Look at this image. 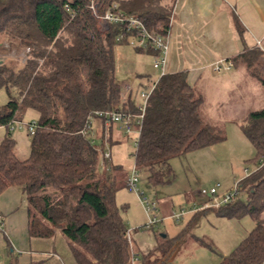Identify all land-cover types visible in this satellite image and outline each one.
I'll use <instances>...</instances> for the list:
<instances>
[{"label": "trees", "instance_id": "16d2710c", "mask_svg": "<svg viewBox=\"0 0 264 264\" xmlns=\"http://www.w3.org/2000/svg\"><path fill=\"white\" fill-rule=\"evenodd\" d=\"M174 2L96 0L94 15L88 0H0V36L27 51L20 68L0 65V88L8 95L7 103L0 106V127L6 129L0 141V196L9 187L20 188L27 207L28 237L49 239L60 231L76 264L133 262L123 208L115 201L127 180L120 182L119 166L98 174L100 151L92 133L95 129L104 143L113 144L109 125L98 114H138L139 110L129 95L121 101L115 77L114 47L127 42L116 41L118 25L104 26L99 17L116 5L138 18L147 31L167 35ZM67 4L72 17L65 10ZM234 24L241 36L237 19ZM146 52L157 54L152 49ZM262 56L264 51L252 48L228 61L264 88ZM202 105L203 98L189 84L186 71L159 77L146 101L133 155L135 169L146 173L149 184L169 181L172 158L225 141L220 127L203 121ZM27 110L37 112L38 119L30 155L19 160L9 127L20 122ZM244 122L240 129L254 148L253 161L264 159V108L249 111ZM239 185L241 191L246 189L245 200L239 198L213 213L226 219L248 215L254 226L219 264H262L264 169ZM185 232L171 239L158 237L157 247L141 255L140 264H170L173 245Z\"/></svg>", "mask_w": 264, "mask_h": 264}, {"label": "rangeland", "instance_id": "374dc122", "mask_svg": "<svg viewBox=\"0 0 264 264\" xmlns=\"http://www.w3.org/2000/svg\"><path fill=\"white\" fill-rule=\"evenodd\" d=\"M161 1L171 2V0ZM26 52L19 50L6 37L0 36V65L13 64L16 68H20L25 60ZM114 59L115 77L122 92L123 87L129 85L132 89L131 99L136 106H140L142 103L140 94L147 92L149 83L157 81L161 76L160 72L152 67L153 56L124 43L114 47ZM261 60H264V56ZM210 73L209 70L204 81L206 94L201 115L205 123L220 127L224 131L225 141L172 158L169 161L173 173L169 180L171 183L167 181L161 185H151L148 183L146 173L138 171L137 187L147 200H154L157 203V199L164 198L175 211L185 209L193 212L186 214L179 223L165 219L152 231L145 228L147 218L135 193L126 187L116 193V204L123 208L121 210L123 221L130 234L133 247L139 251L140 257L143 251L153 246L155 238L161 234L177 236L187 229V233L185 232L182 236V242L173 252L171 251L170 264H219L222 257L229 255L254 226V222L248 215L240 219L215 216L213 210L216 209L211 208L214 200L211 201L208 196L210 189L216 188V197H221L230 191L235 183L244 178L245 169L249 172L254 170V163L257 161H253L255 151L241 132L240 124L246 123L241 122V115H243L241 112L244 109L256 111L264 108V88L242 70L231 72L232 79L228 81V85L215 88L212 83L214 78L224 74L220 73L212 77ZM146 77L150 78V82L144 83ZM237 88L241 89L240 97L236 94ZM7 101L8 95L5 89L0 88V106L5 105ZM215 101H219V104ZM233 104L237 107L232 108ZM37 119V112L28 110L20 122L12 123L9 127L19 160H26L30 155L31 135L27 126L33 122L36 123ZM117 127L116 132L119 137L117 143L109 144L108 141L104 143L95 129L92 137L93 144L100 153L104 148L111 154V160L105 161V167L103 169L98 167V174L101 176L107 167L119 166L121 172L118 176L120 182H123L125 176H129L135 170L133 155L137 136L133 133L126 135L120 126ZM109 130L111 131V127ZM5 134L6 129L0 127V141ZM99 158L102 162L101 154ZM12 190H19V192ZM245 190H242L240 199L245 200ZM1 196L0 205L3 204L12 210L8 213L3 212V217L1 216L4 222L3 227L5 219L8 223L0 229V264H60L52 256L43 257L44 253L51 252H55L64 264H76L70 253L68 241L61 234L49 239L28 237L25 228L27 207L25 196L20 189H9ZM205 207L208 209L200 211ZM195 212L198 213L196 218L193 217ZM159 217L162 219L160 212ZM261 219L264 220V212L261 214ZM28 250L33 252L31 257L26 255V252H21ZM132 264H140L139 258L133 260Z\"/></svg>", "mask_w": 264, "mask_h": 264}, {"label": "crops", "instance_id": "0c3cea01", "mask_svg": "<svg viewBox=\"0 0 264 264\" xmlns=\"http://www.w3.org/2000/svg\"><path fill=\"white\" fill-rule=\"evenodd\" d=\"M235 19L238 20L243 29L241 36L237 34L234 24ZM167 37L169 50L167 54L165 73L170 74L180 71H186L189 84L198 93H200L204 100L206 94V85L204 81L206 80L205 77L208 76L207 74L209 73V70L211 71L210 75L212 74V77L215 75H220V73H216L213 71V64L220 60L231 59L244 50L259 48L264 51V0H175L170 17ZM237 70L245 71L243 68H232L229 71L221 72L224 75L218 78H214L212 82L215 85V88H220L221 85L226 86L225 84L228 85V81L232 79L231 72ZM245 73L247 74L246 71ZM147 81L150 82L149 77L145 78L144 83H148ZM125 87H129L132 93L131 87L129 85H125L123 87V92L121 90V101L126 97V93L124 92ZM236 91V94L238 96L242 94L241 89L237 88ZM131 93H129L130 97ZM217 103L219 104V101H217L216 104ZM247 104L249 105V103ZM236 107L237 106L235 104L232 105V108ZM249 111V109H244V111L241 112L243 113V115H241V122L245 121L246 115ZM110 125L112 126H108L109 128L111 127L109 137L110 141L114 144L117 143L119 138L116 131L118 129L117 126L120 125ZM241 125L242 123L240 124V126ZM110 167H108V169H110ZM127 177L128 176L126 175V180ZM169 182L171 183V181ZM9 189L20 188L9 187L5 191ZM188 190L192 189L188 188ZM12 191L19 192V190ZM192 192L197 193V191L194 190H192ZM156 201L158 203L159 212L162 216V221L160 223L162 224L165 219H171V213L176 211L173 209L172 205H169V202L166 199L160 198ZM207 209L208 208H204L200 211H204ZM11 210H9L3 204L0 205V216L3 217V212L8 213ZM187 211L193 212L192 210ZM6 223H8L7 219H5V226ZM25 228L27 233V215ZM57 234H61L60 231L56 230L54 236ZM173 236L161 234L159 237L171 239L173 238ZM128 238L133 257L136 259L140 258L139 251L133 247L134 245L132 244V241L130 239L129 232ZM177 240L179 241H177L173 245L172 252L177 247V245L182 242V237ZM158 241V237H156L153 242V246L143 251L142 255H145L148 252L154 250L157 247ZM12 244H14V242ZM21 252H26V255H28L29 257L33 255V252H31L30 250ZM172 252L169 255V260L172 256ZM43 255V257L52 256L53 258L58 260L60 264H64L62 259L55 252L44 253ZM6 259H8L7 255Z\"/></svg>", "mask_w": 264, "mask_h": 264}, {"label": "built area", "instance_id": "2783aa9c", "mask_svg": "<svg viewBox=\"0 0 264 264\" xmlns=\"http://www.w3.org/2000/svg\"><path fill=\"white\" fill-rule=\"evenodd\" d=\"M71 1L72 0H67L68 3H70ZM88 1H89V8L91 9L92 13L96 15L97 14L96 0H88ZM65 10L69 12L71 17L73 16L71 10L68 7V4L65 5ZM99 20L104 26H108L109 24L119 26V34L116 37L117 42L125 40L135 49H142L144 51L148 49H152L156 51L157 54L153 56L152 67L154 70L159 71L160 75L165 74V68L167 64V54L169 50L167 35L147 31L144 25L142 24V22L138 18L126 15L125 13L120 11L116 5H112L110 8H108L106 12L101 17H99ZM126 34L128 35L125 36ZM212 69L216 73H221L231 70L232 65L228 60H220L215 64H213ZM156 82L157 81L151 82L148 86V91L142 92L140 94L142 103L140 106H137L139 110L138 114H132L129 112H122V111H112V112L100 113L98 115L102 116L105 119L106 124H119L121 126V129L126 135L133 133L136 134V136H138L139 129L144 116L146 101L151 91L154 89ZM124 92H126V97H127L130 93L129 87H125ZM126 97L124 98L123 102L126 101L127 99ZM27 129L29 134L33 135L36 129V123L33 122L29 124L27 126ZM87 132L88 130L85 129L83 131V134L87 135ZM136 141H137V137L135 140V146H136ZM100 154L102 156V162L99 163V167L103 169L105 167V161L110 160V152L109 150L103 148ZM254 165L255 168L253 171L249 172L248 169L244 170V178L250 176L252 173L260 169H264V159H258L254 163ZM137 184H138V171L135 169L127 177L126 188L129 191L135 193L139 198V201L143 207L144 213L147 218V224L145 225V228L153 230L162 221V219H160L159 217V210L157 203L154 200L153 201L147 200L144 197L142 191L138 189ZM216 187H218V185H216ZM241 193L242 191L240 189L239 182L235 183L230 191H228L226 194L218 198L216 197V188H212L210 189L208 196L211 201L214 200V203L211 204V208L218 209L228 204H231L237 199H239ZM189 212L190 211L187 210H179L176 212H172L170 218L174 222L178 223ZM2 227H3V219L0 216V229ZM133 260H136V258L133 257ZM262 264H264V262H262Z\"/></svg>", "mask_w": 264, "mask_h": 264}]
</instances>
